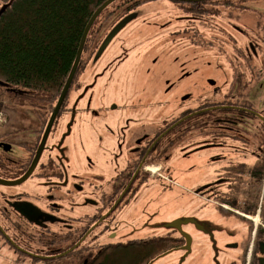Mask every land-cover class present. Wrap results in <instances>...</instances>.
<instances>
[{
    "label": "flooded vegetation",
    "instance_id": "1",
    "mask_svg": "<svg viewBox=\"0 0 264 264\" xmlns=\"http://www.w3.org/2000/svg\"><path fill=\"white\" fill-rule=\"evenodd\" d=\"M158 1L117 19L109 31L137 14L98 58L109 31L92 41L50 127L57 101L0 86V264H88L106 247L151 239L175 244L161 256L178 250L177 264L195 253L192 264L212 256L208 264H264V70L251 64L258 43L242 46L235 35H244L238 22L247 9L172 0L175 17H139ZM225 13L220 32L233 46L230 53L221 46L219 55L227 62H201L200 47L209 51L200 27ZM140 19L170 34L116 77L125 45L142 36L134 37ZM147 78L152 89L135 86ZM185 158L202 173L192 198L203 220L175 217L145 233L152 222L143 201L157 200L153 188L181 184ZM208 210L231 222L224 238L210 231L216 226ZM185 222L195 234L184 231Z\"/></svg>",
    "mask_w": 264,
    "mask_h": 264
},
{
    "label": "trees",
    "instance_id": "2",
    "mask_svg": "<svg viewBox=\"0 0 264 264\" xmlns=\"http://www.w3.org/2000/svg\"><path fill=\"white\" fill-rule=\"evenodd\" d=\"M105 1L0 0V10L6 6L0 14V86L24 89L28 94L45 97L44 100L48 102L58 101L75 62L85 28ZM146 1L117 0L104 9L88 33L83 52L92 47V41L99 35H105L117 19ZM212 1H219L227 7L246 9L249 2H264ZM261 28L264 30V26ZM80 67L81 60L76 78ZM174 246L158 239L120 244L104 248L88 264H150Z\"/></svg>",
    "mask_w": 264,
    "mask_h": 264
},
{
    "label": "rangeland",
    "instance_id": "3",
    "mask_svg": "<svg viewBox=\"0 0 264 264\" xmlns=\"http://www.w3.org/2000/svg\"><path fill=\"white\" fill-rule=\"evenodd\" d=\"M174 4L175 3L172 2V0H160L155 3H149L141 7L142 12H140L139 17H143L145 15L148 17L146 18L147 20H151L152 22L156 23H163L168 19L175 17L174 15L176 14V7ZM247 4L248 8L246 11L243 12L244 16L241 17L240 22H238L240 26L244 29L243 32L245 36L238 33H236L235 35L239 40L238 43L242 46H244V44L248 45L249 42L258 43V57L253 58L251 64H253L256 70H259L260 68L264 70V30L261 28L262 26H264V2H249ZM227 15L228 13H225V15L222 14L221 17L212 19L214 21H210V25H207L205 27L201 25L200 28L202 31H204L203 34L205 35V37L203 38L201 36V41H203L204 46H206L205 49L207 48L209 51L205 52L203 51V48L200 47L199 55L201 62H204L206 58L213 60L214 62H227L225 58L226 55H219V51H222L219 49L221 46L222 48H224L225 46V50L228 53H230L231 48L233 46V42L229 43V40L227 39L228 37L225 38L226 34L222 36L220 32L221 30H223L220 24L225 25L224 22H226L225 18L227 17ZM141 20L142 19L136 21L135 23L136 25L134 26V37L136 38L138 35L137 32H141V30L143 31L142 36L140 35L139 38L134 39L131 43L125 45L127 46L128 56L126 59H123L121 62H119L121 63V66L119 67L116 77L126 74L129 70H131V68L134 67V65H137V63L142 61L143 55L150 50V46L160 45V43L166 41V38L170 34L168 29L160 31L161 27H159L158 25L141 26ZM173 25H175L174 22ZM210 40L211 42H213L210 45H212L214 49L207 46L209 45L208 42ZM221 41L226 44L224 45ZM112 46L113 48H115V41ZM155 48L158 49V47ZM214 54L216 57H214ZM170 62V56H164L163 63L167 68H170ZM261 83L264 84V77L263 80H261ZM154 85L155 83L151 82V78L145 79L144 82H142L141 80L135 82V86H138L139 88H145L146 90L152 89ZM262 92H264V85ZM260 95H263L262 99L264 100V94ZM72 137L73 136H71V140L69 141V146L70 148L72 147L71 159L72 162H74L77 159L78 153L73 150V146L74 139L78 140V134L74 135L73 138ZM190 161L187 158H185L184 160L183 174H181L182 178L179 177L181 178V184L177 188L174 187L173 190H161L159 187L153 188L152 193L157 194V200L154 201L153 198H150L152 196L151 195L148 199L145 198V200L143 201L144 204L141 205V207L144 208L143 211L145 213H148L151 216L150 221L152 222L151 226H147L148 229L145 233H148L150 230L156 228L154 227V225L158 223L162 224L164 222L167 223L175 217H178V219L180 220L196 218L200 223L203 220V218L200 217V212L198 210L194 211L193 204L195 199L192 198L195 182L202 173L200 172L199 174V172H197V169L192 166L193 160L191 159ZM207 213H209L210 215V218H208V220L211 222L212 227L215 228L216 226L215 230L210 229V231L213 232L214 237H218V235L220 234V238H224V229L230 228L232 226L230 225L231 222H223L219 218L218 214L211 212L210 210H208ZM206 220L203 223H207ZM193 226L194 225L191 222H185L182 225L184 231H189L192 234H195L196 230ZM221 231L222 234L220 233ZM195 243L196 240L194 241V244ZM195 246L196 245H194L193 247L195 248ZM218 250L224 252L225 249L223 246H220ZM179 255L180 253H178V250H175L168 255L156 258L150 264H177L178 258L180 257ZM194 255H196V253L188 256L183 264H192L194 259L196 258L193 257ZM215 257L216 256H212L211 258L199 257V262L195 264H208V261L213 263V260H216ZM183 258L184 256H182V259Z\"/></svg>",
    "mask_w": 264,
    "mask_h": 264
},
{
    "label": "water",
    "instance_id": "4",
    "mask_svg": "<svg viewBox=\"0 0 264 264\" xmlns=\"http://www.w3.org/2000/svg\"><path fill=\"white\" fill-rule=\"evenodd\" d=\"M117 0H106L96 11L95 13L92 15L91 19L89 20L86 28H85V31L83 33V36H82V39H81V42H80V45H79V48H78V51H77V56H76V59H75V62L73 64V67L71 69V72L67 78V81L63 87V90L59 96V99L56 103V106H55V110H54V113L52 115V118H51V121H50V124H49V127L51 126V124L53 123L54 121V118L55 116L57 115L59 109L61 108L68 92H69V89L72 85V82L74 80V77H75V74L78 70V66H79V63H80V60H81V57H82V53H83V49H84V45H85V42H86V39H87V36H88V33L91 29V27L93 26L94 22L96 21V19L100 16V14L103 12L104 9H106L109 5H111L113 2H115ZM175 1H188V2H194V1H204V0H175ZM6 8V6H3L0 10V14L4 11V9ZM137 16L136 13H131V14H128L127 16H125L124 18H122L116 25L113 26V28L109 31V33L107 34V36L105 37V39L103 40V43L101 44L97 54H96V58H98L101 53L103 52V50L107 47V45L111 42V40H113V38L116 36V34L123 28L125 27L128 23H130L133 19H135ZM0 84H2L0 82ZM49 129V128H48ZM2 182V181H1ZM189 243L190 241H188V245L187 247H189Z\"/></svg>",
    "mask_w": 264,
    "mask_h": 264
}]
</instances>
